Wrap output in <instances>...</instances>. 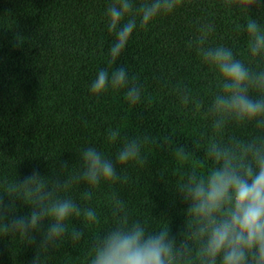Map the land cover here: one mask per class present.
Returning a JSON list of instances; mask_svg holds the SVG:
<instances>
[{
    "label": "trees",
    "instance_id": "obj_1",
    "mask_svg": "<svg viewBox=\"0 0 264 264\" xmlns=\"http://www.w3.org/2000/svg\"><path fill=\"white\" fill-rule=\"evenodd\" d=\"M110 2L0 0V196H7L8 185L33 169L50 184L57 177L74 175L87 147L115 160L124 139L150 136L155 141L142 149L144 165L118 166L127 180L102 184L93 190L90 201L83 199L88 187L83 182L58 193L82 208H93L98 222L70 218L69 234L58 248L49 250L45 264H90L95 239L116 224L113 192L123 203L119 215H126L129 223L138 220L149 231L170 227L177 234L186 208L177 196V185L185 172L195 168L203 174L210 167L209 140L233 135L248 139L254 133L252 128L231 125L222 133L211 129L207 107L217 91L215 73L189 46L201 34L202 25L212 24L206 46H227L238 59L251 62L246 16L223 8L221 0H184L174 13L134 30L109 68V51L115 42L105 15ZM140 2L133 0L137 6ZM252 15L264 24V9H253ZM121 66L141 87V101L130 105L123 88L109 89L97 100L90 85L99 70L111 74ZM183 89L191 97L187 105L181 103L179 90ZM117 129L120 135L110 141L109 130ZM178 145L190 152L187 161L175 156ZM29 210L30 205L16 197L14 213ZM73 227L84 232L78 241L71 239ZM38 242L39 233L32 244L19 234L0 236V264H32Z\"/></svg>",
    "mask_w": 264,
    "mask_h": 264
},
{
    "label": "clouds",
    "instance_id": "obj_2",
    "mask_svg": "<svg viewBox=\"0 0 264 264\" xmlns=\"http://www.w3.org/2000/svg\"><path fill=\"white\" fill-rule=\"evenodd\" d=\"M183 4L184 0H141L137 6L133 0H111L105 12L108 31L115 35L109 68L126 49L134 30L147 28L156 17L172 14ZM221 6L248 18L245 30L252 61L238 59L227 46H206L207 35L214 31L212 24L202 25L201 34L189 46L196 48L215 73L217 91L207 107L211 129L222 133L231 125L252 128L253 135L209 140L206 157L212 161L210 167L203 174L195 168L185 172L177 185V196L186 208L183 227L175 235L170 227L149 231L138 220L129 223L126 215H119L123 203L113 192L116 224L95 239L90 264H264V24L252 15L253 9H264V0H221ZM122 88L130 105L141 101V87L123 66L111 74L108 69L99 70L90 92L99 100L109 89ZM179 95L182 104L190 102L187 89L179 90ZM119 135L118 129L109 130L108 139L114 141ZM150 143H155L150 136L124 139L115 160L87 147L81 152V168L70 177H57L50 184L33 169L22 180L12 182L6 189L8 195L0 196V236L19 234L32 244L39 233L32 264H45L49 250L58 248L69 234L70 218L82 216L89 223L98 222L93 208H82L58 193L83 182L88 186L83 199L90 201L93 190L102 184L112 186L127 180L118 166L144 165L147 159L142 149ZM174 151L181 161L191 155L183 145ZM67 166L64 161L63 167ZM16 197L30 205L26 214L14 213ZM70 235L78 241L84 232L73 227Z\"/></svg>",
    "mask_w": 264,
    "mask_h": 264
}]
</instances>
